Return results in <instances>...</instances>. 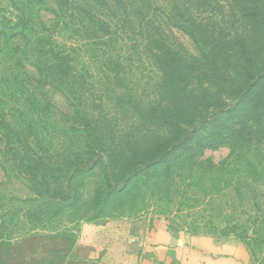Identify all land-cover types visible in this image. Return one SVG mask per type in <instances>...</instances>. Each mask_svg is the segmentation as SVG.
<instances>
[{
	"label": "trees",
	"instance_id": "1",
	"mask_svg": "<svg viewBox=\"0 0 264 264\" xmlns=\"http://www.w3.org/2000/svg\"><path fill=\"white\" fill-rule=\"evenodd\" d=\"M225 1L226 10L221 0H8L7 18L0 22V53H6L5 48L9 52L14 71L8 77L15 89L0 96V107L22 118L25 103L35 106L40 86L66 94L88 86L89 79L74 68L73 49L56 42L55 30L62 26L93 47L90 56L104 61L117 87L120 76L131 73L143 59L160 75L158 101L136 114L143 125L137 136L123 134L110 154L93 138L89 155L103 159L100 169L107 176L99 213H136L144 198L139 195L142 188L169 195V178L181 180L187 166L201 171L198 179L200 175L213 189L230 184L225 163L203 160L202 144L210 140L217 149L244 137L249 143L264 139V0ZM49 2L53 8H48ZM41 12L53 16L50 26L41 22ZM173 30L188 37L195 55L184 49ZM219 85L234 104H224L225 99L220 104L204 90ZM209 107L220 119L199 136L195 126H205L202 119L208 117H202V111ZM7 117L0 112V123H9ZM78 164L68 166L76 171L86 167ZM91 164V171L99 168L98 161ZM248 169L255 176L261 173L251 164Z\"/></svg>",
	"mask_w": 264,
	"mask_h": 264
},
{
	"label": "rangeland",
	"instance_id": "2",
	"mask_svg": "<svg viewBox=\"0 0 264 264\" xmlns=\"http://www.w3.org/2000/svg\"><path fill=\"white\" fill-rule=\"evenodd\" d=\"M221 1L226 10V1ZM47 6L53 8L50 2ZM8 11V0H0V22L7 18ZM40 16L43 24L50 26L53 22L50 13L41 12ZM55 31L56 42L73 49L74 68L89 79L88 86L75 88L71 94L40 86L37 92L47 102L40 101L38 95L33 108L25 103L22 118L8 107H0L9 121L0 123V263L89 264L91 254L83 240L84 229L145 219L150 231L164 227L173 233L235 241L248 253L249 264H264L263 138L254 143L247 142L246 137L230 140L217 149L212 148L210 140L202 144L203 160L213 165L225 163L230 184L213 189L212 183L201 180L200 175L198 179L201 171L187 166L181 180L169 178V195L159 196L153 189L142 188L139 195L144 198L136 213L122 216L120 210L98 212L107 176L105 169H100L103 159L89 155L93 138L103 153L110 154L123 134L137 136L143 125L136 114L139 108L147 109L158 101L160 75L148 60L137 62L133 58L136 63L132 72L121 75L117 87L104 61L90 56L93 47L79 42L75 33L62 26ZM173 34L186 51L196 54L186 35L177 30ZM5 49L6 53H0V81H9L0 82V96L15 89L8 77L14 65ZM26 71L33 73L29 67ZM204 90L216 96L220 104L223 99L224 104H234L221 85ZM202 112V117L208 118L202 119L205 126H195L199 136H205L211 131L210 124L220 119L213 116L214 108ZM91 161H98L99 168L91 171ZM68 163L86 167L76 171ZM249 164L261 173L252 175Z\"/></svg>",
	"mask_w": 264,
	"mask_h": 264
},
{
	"label": "crops",
	"instance_id": "3",
	"mask_svg": "<svg viewBox=\"0 0 264 264\" xmlns=\"http://www.w3.org/2000/svg\"><path fill=\"white\" fill-rule=\"evenodd\" d=\"M87 236V237H86ZM90 249L89 264H249L244 247L235 241L150 231L145 219L116 221L83 230Z\"/></svg>",
	"mask_w": 264,
	"mask_h": 264
}]
</instances>
